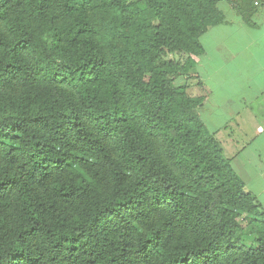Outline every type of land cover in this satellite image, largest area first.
I'll return each mask as SVG.
<instances>
[{"label":"trees","instance_id":"obj_1","mask_svg":"<svg viewBox=\"0 0 264 264\" xmlns=\"http://www.w3.org/2000/svg\"><path fill=\"white\" fill-rule=\"evenodd\" d=\"M220 1L0 0V264H264L188 92Z\"/></svg>","mask_w":264,"mask_h":264},{"label":"crops","instance_id":"obj_2","mask_svg":"<svg viewBox=\"0 0 264 264\" xmlns=\"http://www.w3.org/2000/svg\"><path fill=\"white\" fill-rule=\"evenodd\" d=\"M222 20L199 37L188 92L223 157L264 208V4L222 0ZM184 82V81H183Z\"/></svg>","mask_w":264,"mask_h":264},{"label":"built area","instance_id":"obj_3","mask_svg":"<svg viewBox=\"0 0 264 264\" xmlns=\"http://www.w3.org/2000/svg\"><path fill=\"white\" fill-rule=\"evenodd\" d=\"M264 4V0H253V5L254 6H260Z\"/></svg>","mask_w":264,"mask_h":264},{"label":"rangeland","instance_id":"obj_4","mask_svg":"<svg viewBox=\"0 0 264 264\" xmlns=\"http://www.w3.org/2000/svg\"><path fill=\"white\" fill-rule=\"evenodd\" d=\"M169 57H172V56H169ZM175 57L183 60L185 58V55H183V54H177Z\"/></svg>","mask_w":264,"mask_h":264}]
</instances>
